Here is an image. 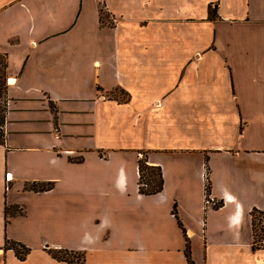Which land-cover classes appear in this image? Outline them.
Instances as JSON below:
<instances>
[{
	"label": "crops",
	"instance_id": "0c3cea01",
	"mask_svg": "<svg viewBox=\"0 0 264 264\" xmlns=\"http://www.w3.org/2000/svg\"><path fill=\"white\" fill-rule=\"evenodd\" d=\"M0 55V264H264V0H0Z\"/></svg>",
	"mask_w": 264,
	"mask_h": 264
},
{
	"label": "trees",
	"instance_id": "16d2710c",
	"mask_svg": "<svg viewBox=\"0 0 264 264\" xmlns=\"http://www.w3.org/2000/svg\"><path fill=\"white\" fill-rule=\"evenodd\" d=\"M209 16L213 17V14L209 13ZM4 65H5L4 59L0 55V67L2 70V72H0V143H2L3 137H4L2 126L4 123V113L6 110ZM144 171H147V173L145 175L143 174ZM137 172H138V180H137V191H138V193L144 194V195H149V194H154V193L161 190V188H162V177H161V171H160L159 166L147 165L145 158L141 157L137 160ZM49 187L50 186L48 184H45V185L31 184L26 189L32 190V191H42V190L49 189ZM203 190H204V194H208L209 187H208V181L206 178L204 179ZM219 204H220V202H215L213 204V206L216 207ZM171 212H172L174 218L176 219L178 226H180V223L177 220L174 208H172ZM254 212L258 213L259 215H262L264 218V211L256 210L255 208L251 209V211H250V223H251V231H252V243H251L252 248L256 247L253 243L256 240L254 230H253V213ZM260 220H258V222H260ZM263 223H264V221H263ZM258 231H259L258 235L261 234V236H263L264 235V226H259ZM5 245L12 248L15 255L19 259H22L28 251V248L24 247L22 244H20L18 242H7L6 241ZM47 252H48V254H50V256L52 258H55V259L61 260V261H67V262L71 263L70 259H68L66 257V255L71 254V252H68V251L63 250V249H48ZM183 254H184L186 263L192 264V261H191L190 256H189L187 242L185 243ZM79 264H80V262H79Z\"/></svg>",
	"mask_w": 264,
	"mask_h": 264
},
{
	"label": "rangeland",
	"instance_id": "374dc122",
	"mask_svg": "<svg viewBox=\"0 0 264 264\" xmlns=\"http://www.w3.org/2000/svg\"><path fill=\"white\" fill-rule=\"evenodd\" d=\"M0 72H2L1 67H0ZM114 97H119L121 96L119 91H115L111 94ZM123 98V97H122ZM147 173V171H144L143 174L145 175ZM261 219V220H260ZM263 216L259 215L258 213L254 212L253 213V230H254V234H255V239L257 240L258 237L261 236V234L258 235L259 231L258 228L260 226L261 221L263 220ZM258 220H260V222H258ZM66 257L68 259H70L72 264H79L80 262V256L78 254H67Z\"/></svg>",
	"mask_w": 264,
	"mask_h": 264
},
{
	"label": "built area",
	"instance_id": "2783aa9c",
	"mask_svg": "<svg viewBox=\"0 0 264 264\" xmlns=\"http://www.w3.org/2000/svg\"><path fill=\"white\" fill-rule=\"evenodd\" d=\"M6 82H8V79H6ZM5 179H9L8 174L5 176ZM204 203L213 205L215 202L214 200H212V198L208 196V194H204ZM263 221L264 219L261 221L260 226H264ZM253 243L256 247H264V235L258 237V239L255 240Z\"/></svg>",
	"mask_w": 264,
	"mask_h": 264
}]
</instances>
